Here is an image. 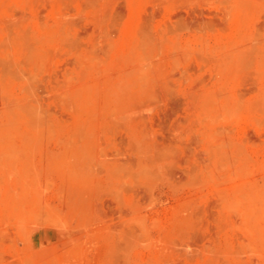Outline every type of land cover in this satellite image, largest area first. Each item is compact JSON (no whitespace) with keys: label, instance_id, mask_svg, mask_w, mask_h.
Here are the masks:
<instances>
[{"label":"rangeland","instance_id":"1","mask_svg":"<svg viewBox=\"0 0 264 264\" xmlns=\"http://www.w3.org/2000/svg\"><path fill=\"white\" fill-rule=\"evenodd\" d=\"M0 264H264V0H0Z\"/></svg>","mask_w":264,"mask_h":264}]
</instances>
